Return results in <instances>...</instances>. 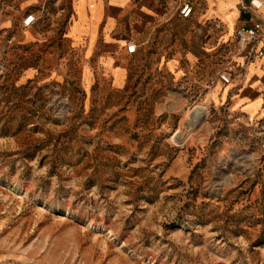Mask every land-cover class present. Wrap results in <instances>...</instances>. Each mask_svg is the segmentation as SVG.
Listing matches in <instances>:
<instances>
[{
	"label": "rangeland",
	"instance_id": "374dc122",
	"mask_svg": "<svg viewBox=\"0 0 264 264\" xmlns=\"http://www.w3.org/2000/svg\"><path fill=\"white\" fill-rule=\"evenodd\" d=\"M6 1L0 264H264V121L228 112L217 87L209 102V80H165L156 95L146 80L83 85L50 51L65 5ZM236 47L213 55L218 80Z\"/></svg>",
	"mask_w": 264,
	"mask_h": 264
},
{
	"label": "crops",
	"instance_id": "0c3cea01",
	"mask_svg": "<svg viewBox=\"0 0 264 264\" xmlns=\"http://www.w3.org/2000/svg\"><path fill=\"white\" fill-rule=\"evenodd\" d=\"M42 1L65 5L60 50L52 45L50 51L67 52V63L76 69L75 79L83 85L84 80L87 85L108 80L117 90L133 80H146L148 93L156 95L165 80H209L205 93L209 102L217 87L216 103L227 105L228 112L264 121V58H243L237 47L233 55H227L237 44L234 30L254 21H260L262 30L260 41L251 49L264 48V1L254 10L250 0H28L29 5ZM14 2L7 0L5 6ZM185 3L191 10L182 19L178 8ZM57 12L62 13V7ZM29 13L35 21L28 29L38 36V16ZM129 44L135 46L133 54L125 52ZM224 52L229 61L219 70H224L227 83L216 78L213 63V55L220 54L222 59ZM170 53V58L165 57ZM200 58L204 59L203 75L198 76Z\"/></svg>",
	"mask_w": 264,
	"mask_h": 264
},
{
	"label": "built area",
	"instance_id": "2783aa9c",
	"mask_svg": "<svg viewBox=\"0 0 264 264\" xmlns=\"http://www.w3.org/2000/svg\"><path fill=\"white\" fill-rule=\"evenodd\" d=\"M264 0H250L249 6L257 10L260 7L261 2ZM190 6L188 4H181L178 8V15L185 19L188 17L190 13ZM35 19L32 14H25L21 20V26L23 28H28L34 23ZM262 30V24L260 21H254L248 26H241L234 30V36L237 43V52L243 58H264V48H259L258 50L251 49L252 46L256 45L260 39V32ZM135 51V46L133 44H129L125 46V52L127 54H133ZM220 81L223 83H227V78L220 76Z\"/></svg>",
	"mask_w": 264,
	"mask_h": 264
},
{
	"label": "bare ground",
	"instance_id": "6f19581e",
	"mask_svg": "<svg viewBox=\"0 0 264 264\" xmlns=\"http://www.w3.org/2000/svg\"><path fill=\"white\" fill-rule=\"evenodd\" d=\"M261 4H262V3H261ZM261 4H260V6H262ZM178 133H179V131L176 132V134L172 137V139H175V137H176V135H177Z\"/></svg>",
	"mask_w": 264,
	"mask_h": 264
}]
</instances>
